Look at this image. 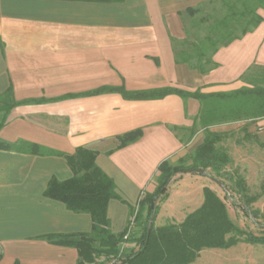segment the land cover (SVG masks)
<instances>
[{"label":"crops","instance_id":"1","mask_svg":"<svg viewBox=\"0 0 264 264\" xmlns=\"http://www.w3.org/2000/svg\"><path fill=\"white\" fill-rule=\"evenodd\" d=\"M206 1L0 0V96L12 87L15 101H32L10 112L0 138L54 153L0 150V264L77 263L75 248L42 238L92 230L90 214L45 196L51 180L74 176L66 155L80 147L98 152L96 164L121 198L108 205L109 228L120 234L142 197L157 189L159 166L191 152L205 137L203 130L190 132L202 108L198 99L87 93L173 87L215 94L264 81V7L257 10L260 24L220 47L213 56L217 66L207 74L176 63L174 41L186 38L182 14ZM136 130L141 136L120 147L119 137ZM187 175L170 184L165 204L169 190ZM204 184L191 200L195 210L204 202Z\"/></svg>","mask_w":264,"mask_h":264},{"label":"trees","instance_id":"2","mask_svg":"<svg viewBox=\"0 0 264 264\" xmlns=\"http://www.w3.org/2000/svg\"><path fill=\"white\" fill-rule=\"evenodd\" d=\"M210 5L211 12H206L203 7H195L182 14L186 38L174 41L176 63L187 64L201 74H207L217 66L213 56L220 47L240 39L260 24L262 20L257 10L264 7V0H212ZM187 19H190L196 32L189 29L185 23ZM237 28H242L239 33L236 32ZM107 93H119L127 100H158L173 94L198 99L202 101V108L198 122L190 132L194 135L199 126L205 132V137L177 166L173 167L168 161L159 166V185L154 193H147L140 200L137 210L135 209L136 228L128 240L124 239L127 229L123 233L115 234L109 228L108 205L112 199L121 198L115 191L113 180L97 166L98 152L80 147L73 155H66L74 176L63 182L51 180L45 196L66 204L76 213L90 214L92 230L84 234L47 235L43 239L54 245L75 248L78 251L76 264H99L98 260L101 258L113 262L112 264H195L206 250L230 249L240 243L264 245V213L251 210L250 206L256 198L249 196L245 179L237 173L226 172L232 162L221 145L226 134L210 130L212 126L264 116V87L255 86L215 94L188 92L173 87L141 91L105 87L87 95ZM29 102L32 101H15L12 87L0 96V131L7 124L10 112L17 105ZM140 136L141 130L120 136V147L136 141ZM254 139L260 142L258 137L255 136ZM0 150L54 154L35 144L9 143L1 139ZM188 173L209 176L227 187L232 195L238 196L246 216L260 228V233L254 234L240 228L232 220L225 200L209 187L203 189L204 202L201 207L188 214L182 222L156 226L158 202L167 199L173 177ZM225 178L230 181V185L225 184Z\"/></svg>","mask_w":264,"mask_h":264},{"label":"rangeland","instance_id":"3","mask_svg":"<svg viewBox=\"0 0 264 264\" xmlns=\"http://www.w3.org/2000/svg\"><path fill=\"white\" fill-rule=\"evenodd\" d=\"M211 1L201 3L198 7H203L206 12H211ZM185 23L192 32H196V28L192 26L190 19H187ZM241 29L237 28L236 32L239 33ZM256 85L258 87H264V81ZM1 115L2 113H0V119ZM200 130L201 127L198 126L197 131ZM215 131L226 134L221 145L228 152L232 160L231 164L226 168V172L228 174L233 172L237 173L245 179L249 196L256 198V201L250 206L251 210L264 213V137L256 134L255 124L251 119L220 124L215 127ZM203 134L205 135L204 131ZM255 136L259 138L260 142L255 141ZM191 152H187L178 160H169L168 162L175 167L182 158ZM182 175H175L171 183L175 182ZM201 182L205 183L204 185H207L209 188L213 187V190L225 200L232 220L240 228L254 234L260 233V228L246 216L244 207L240 205L242 201L238 196L232 195V192L227 187H223L216 180H212L211 177L195 173H188L183 183L180 181L176 188L169 190V192H172V197L166 204L164 203L165 201L158 202L159 217L155 224L162 226L172 222H181L183 221V217L194 211L195 204H191V200L193 201L195 197L194 193H197ZM225 184L227 186L230 185V181L226 178ZM162 198L161 196L160 199ZM187 199H190L188 203H186ZM136 210L133 216L136 215ZM200 256L201 259H197L195 264H264V245L240 243L230 249L206 250ZM104 260V258H101L98 260V263H113Z\"/></svg>","mask_w":264,"mask_h":264},{"label":"built area","instance_id":"4","mask_svg":"<svg viewBox=\"0 0 264 264\" xmlns=\"http://www.w3.org/2000/svg\"><path fill=\"white\" fill-rule=\"evenodd\" d=\"M253 122L255 124L256 134L264 137V116L254 119ZM135 228V216H132L127 228V232L124 236L125 240H128L130 238L131 234L135 231ZM122 247H125V245H123Z\"/></svg>","mask_w":264,"mask_h":264}]
</instances>
